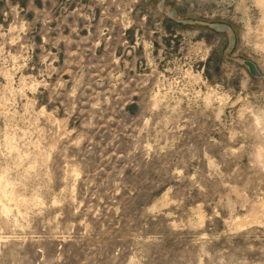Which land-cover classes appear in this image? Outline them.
I'll return each mask as SVG.
<instances>
[{"label":"rangeland","instance_id":"374dc122","mask_svg":"<svg viewBox=\"0 0 264 264\" xmlns=\"http://www.w3.org/2000/svg\"><path fill=\"white\" fill-rule=\"evenodd\" d=\"M243 59L261 0H0V264H264Z\"/></svg>","mask_w":264,"mask_h":264},{"label":"water","instance_id":"95a60500","mask_svg":"<svg viewBox=\"0 0 264 264\" xmlns=\"http://www.w3.org/2000/svg\"><path fill=\"white\" fill-rule=\"evenodd\" d=\"M175 13L174 10H172V12L168 13L169 16H173V14ZM211 29L215 30V31H219V32H224V31H229L231 33L230 27L225 25V24H217V23H213L209 25ZM234 38V35L231 33V39L230 41H232V39ZM242 64L247 68L249 74L255 78H264V74L259 70V68L257 67V65L249 60V59H243L242 60Z\"/></svg>","mask_w":264,"mask_h":264},{"label":"bare ground","instance_id":"6f19581e","mask_svg":"<svg viewBox=\"0 0 264 264\" xmlns=\"http://www.w3.org/2000/svg\"><path fill=\"white\" fill-rule=\"evenodd\" d=\"M261 2L264 4V0H261Z\"/></svg>","mask_w":264,"mask_h":264}]
</instances>
